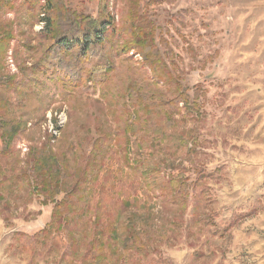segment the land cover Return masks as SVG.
Masks as SVG:
<instances>
[{
  "label": "rangeland",
  "instance_id": "rangeland-1",
  "mask_svg": "<svg viewBox=\"0 0 264 264\" xmlns=\"http://www.w3.org/2000/svg\"><path fill=\"white\" fill-rule=\"evenodd\" d=\"M0 5V35H15L6 37L7 51L0 50L2 73L19 78L31 68L41 82L13 96L16 116L28 121L13 148L25 160L49 138L53 151L66 155L71 172L97 156L91 165L102 171L92 202L101 201L99 215L116 219L122 203L139 204L142 216L132 220L145 226L143 238L155 242L153 257L161 261L136 255L97 264H264V0H0ZM47 14L62 32L80 18L114 20L115 32L90 51L93 62L101 53L112 56L106 81L76 87L70 75L73 51L63 53L67 59L52 69L44 67L57 52L42 21ZM150 18L157 49L174 56V62L166 57L168 64L201 106L200 114L187 117L184 111L168 125L150 111L149 97L160 86L150 68L144 69L148 50L141 30L134 29ZM133 37L137 47L131 46ZM144 123L161 135L152 141ZM177 176L193 187L183 227L172 220L178 212L172 201L164 205L148 187L164 186L160 181L168 178L174 184ZM203 189L205 197L195 199ZM28 197L18 189L11 200L19 209L0 208V264H80L61 258L67 233L52 247L29 241L51 221L54 204L42 205L35 196L26 203ZM192 207L207 211L204 227L193 220ZM127 209L122 205V213ZM130 215L123 213L122 220Z\"/></svg>",
  "mask_w": 264,
  "mask_h": 264
},
{
  "label": "trees",
  "instance_id": "trees-1",
  "mask_svg": "<svg viewBox=\"0 0 264 264\" xmlns=\"http://www.w3.org/2000/svg\"><path fill=\"white\" fill-rule=\"evenodd\" d=\"M52 5L53 1L48 4V7L53 9ZM48 12L52 13L53 11L49 10ZM81 19L76 20L77 23L70 26L65 32L54 29L51 15L47 14V18L42 19L48 24L47 32L49 36L53 35L52 47L55 48H53L54 51H57L52 56H48L51 62L45 60L44 67L52 69V64H60L67 59L64 58L63 53L73 51L69 53L75 58L70 75L76 79V87L84 85L86 82L94 84L96 81H106L114 64L111 55L102 53L99 55V59L93 62L92 59L95 55L91 53V50L97 48L98 45H103L106 34L109 36L110 33L115 32L114 20L106 18L99 21L90 18L85 22L84 19ZM141 23H143L142 26H140ZM154 23L155 20L151 18L150 21H138L134 24V29L141 30V44L146 45L148 50L143 58L144 69L150 68L153 74L152 79L157 78L154 84L160 86L149 97V100L152 101L150 111L152 113L156 111L158 115L166 119L162 124L168 125L169 122L176 120L177 115H183L184 111H187V114L184 115L187 117L200 114L201 106L198 99L191 96L190 90L181 84L180 73L175 72L168 64V58H172L174 62V56L168 54V51L161 54L157 49L153 38H151L155 34ZM12 34V31H7L5 35H0V50L7 51L9 44L6 46L4 43L7 42V38L15 37ZM130 42H134V45L131 44L132 47L139 45L138 40L136 42L134 39ZM125 48L127 49V44ZM31 70V68L21 70L19 78H10L0 69V208L2 210L5 208L19 209L11 200L18 189H23L29 194L30 198L28 197L26 203L33 202V196L42 205L53 203L51 221L28 239L30 242L36 243L37 246L46 248L48 245L52 247L55 244L58 235L67 233L68 245L61 257L63 261L80 262V264L124 262L126 256L134 258L139 255L148 261L161 262L160 260L156 261L153 257L155 242L150 238H143V234H146L145 226L132 220L133 217L142 216L137 209L139 204L130 200L122 203L119 206L116 219H105L99 215L98 212L102 207L101 201L92 202L95 183L102 171L100 166L94 168L91 165L92 160L97 161V156L90 155L86 158L84 167L80 171L71 172L66 155L63 154L61 157L57 155L51 148L48 138L41 147H33L25 160L20 159L19 151L13 148V142L16 141L19 132H24L22 127L26 126L28 121L16 116L15 107H18L19 104L13 99V96L22 95L20 93L22 89L32 90L34 85L41 83L37 76L38 73H33ZM44 75L50 78L49 74L44 73ZM165 96L167 99H164ZM181 103L183 104L180 107ZM143 125L148 127L147 123ZM148 128L149 134L153 135L152 141L161 135L157 132L158 128ZM123 129L125 132H129L130 126H126V128L124 126ZM189 132L191 133L192 130ZM137 141L136 139L135 143ZM7 157H10V160L4 161L3 159ZM167 180L160 181L164 186L153 187L149 184L148 187L154 195H159L160 202L164 205L172 201L176 211L179 212H174L172 220L175 221L178 218L179 225L183 227L184 215L188 210L187 203L193 187L179 176L173 177L174 184L170 178ZM205 195L206 192L203 189L196 193L194 198L199 196L202 199ZM124 204L128 207L126 212H131L127 221L122 220V214L126 213H122ZM144 205L146 204L144 203ZM190 211L194 213L193 220L204 227L207 211L203 209L197 213L196 207H192Z\"/></svg>",
  "mask_w": 264,
  "mask_h": 264
}]
</instances>
